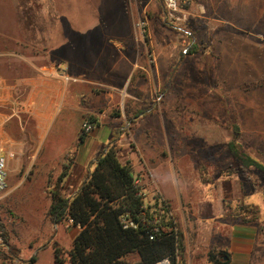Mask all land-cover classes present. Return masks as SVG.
Segmentation results:
<instances>
[{
  "label": "rangeland",
  "instance_id": "374dc122",
  "mask_svg": "<svg viewBox=\"0 0 264 264\" xmlns=\"http://www.w3.org/2000/svg\"><path fill=\"white\" fill-rule=\"evenodd\" d=\"M4 1L0 40L6 45L0 41V49L9 53L7 67L14 77L24 70L13 56L18 48L14 39L26 37L30 48L32 32L25 36L21 28L27 26L12 23L14 11L8 6L13 0ZM177 1L184 14L180 23L165 19L162 0H54L50 16L69 20L72 32L123 41L122 54L134 61L126 65L134 71L122 103L106 113L114 118L116 131L109 134L110 125L99 126L94 140L101 145L98 157L114 143L122 163L137 164L131 170L144 207L157 221H174L183 250L187 240L197 245L200 236H209L208 228L218 226L201 218L203 208L211 216L217 208L204 207L209 200L221 206L227 229L254 228L251 264H264V0ZM95 51L103 65L116 61L103 49ZM117 55L120 67L123 60ZM14 135L16 151L0 193V264H18L8 259L9 251L24 261L36 257L35 264H53L49 250L39 253L54 243L70 248L78 231L70 221L54 226L47 216L62 173L42 168L41 154L32 159L38 156V138L31 123L23 131L16 127ZM233 141L240 159L229 149ZM50 143L48 138L44 145ZM216 237L212 241L220 243ZM205 249L212 252L216 246ZM220 252L228 254L227 249ZM137 260L132 254L124 262Z\"/></svg>",
  "mask_w": 264,
  "mask_h": 264
},
{
  "label": "crops",
  "instance_id": "0c3cea01",
  "mask_svg": "<svg viewBox=\"0 0 264 264\" xmlns=\"http://www.w3.org/2000/svg\"><path fill=\"white\" fill-rule=\"evenodd\" d=\"M54 6V0H13L8 6L14 11L15 20L12 23L21 27L27 26V30L20 27L25 36L29 31L32 33L28 40L30 48L25 45L26 37L14 39L18 48L13 56L17 58L16 63H21L24 69L19 76H10V67H7L9 59L6 58L9 53L6 49H0V146L14 153L16 127L23 131L31 123L38 138L35 151L38 156H33L32 159L41 154L42 159L38 163L42 168L59 170L61 176L63 175V191L66 190V195L71 196L95 167L101 149L100 144H94L100 132L99 126L110 125L109 134L116 131L114 118L106 113L116 104L122 103V92L134 71L126 65L134 66V61L122 54L125 49L121 46L123 41L119 39L106 38L96 32H72L69 20L61 19L60 22V18L50 16ZM97 25L95 22V27ZM0 41L1 47L6 45L4 40ZM95 48L105 50L106 55L116 57V61L111 63V60L109 64L103 65L96 58ZM88 52L91 53L89 56ZM117 54H121L123 60L120 67ZM56 63L70 77L75 78L76 82L55 80L48 67ZM90 117L97 122V127L79 143L81 123ZM48 138H51V143L46 147L44 144ZM132 162L131 168L137 169V164ZM175 178L174 174L169 176L174 184ZM202 204L209 210L217 207L212 216L205 215L203 208L201 218L207 222L214 220L211 223L218 226L208 228L209 236H200L197 245L193 246L185 239L183 264H213L208 259L209 253L213 254L217 262L251 264L254 228L249 225H236L227 229L225 222L221 221V206L213 205L209 200H204ZM215 237L221 242L214 243L212 238ZM210 239L211 242H208ZM209 246H216V250L206 251L205 248ZM224 249H227L228 254L220 252H224ZM48 250L52 257L53 250L49 246L39 254Z\"/></svg>",
  "mask_w": 264,
  "mask_h": 264
},
{
  "label": "trees",
  "instance_id": "16d2710c",
  "mask_svg": "<svg viewBox=\"0 0 264 264\" xmlns=\"http://www.w3.org/2000/svg\"><path fill=\"white\" fill-rule=\"evenodd\" d=\"M84 137L79 135V143ZM229 149L240 159L234 141ZM62 177L51 191L47 216L54 226L70 221L78 231L70 248L52 245L53 264H126L124 259L132 254L138 258L134 264H183V243L176 224L165 218L157 221L150 215L131 167L119 160L114 143L97 158L75 194L63 195ZM9 253L8 259L18 264L36 263V257L24 261ZM208 259L213 264H227L217 262L210 253Z\"/></svg>",
  "mask_w": 264,
  "mask_h": 264
},
{
  "label": "built area",
  "instance_id": "2783aa9c",
  "mask_svg": "<svg viewBox=\"0 0 264 264\" xmlns=\"http://www.w3.org/2000/svg\"><path fill=\"white\" fill-rule=\"evenodd\" d=\"M162 4L166 20L171 23H180L183 21L184 14L180 13L177 0H162ZM180 14H182V16ZM48 71L51 72L50 75L53 76L55 80H60L64 82H76V79L70 77L58 63L52 64L50 67H48ZM96 127L97 122L95 120L91 121L89 118H86L81 123L80 134L87 136L91 134L96 129ZM11 158H13V153L11 151H7L4 146H0V193L6 188L8 172L7 168L8 162ZM134 183L139 187L140 195L143 198L141 188L138 185V180L136 178H134Z\"/></svg>",
  "mask_w": 264,
  "mask_h": 264
}]
</instances>
